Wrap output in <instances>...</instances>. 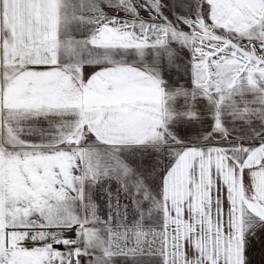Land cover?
Here are the masks:
<instances>
[{
    "label": "snow or ice",
    "instance_id": "1",
    "mask_svg": "<svg viewBox=\"0 0 264 264\" xmlns=\"http://www.w3.org/2000/svg\"><path fill=\"white\" fill-rule=\"evenodd\" d=\"M0 264H264V0H0Z\"/></svg>",
    "mask_w": 264,
    "mask_h": 264
},
{
    "label": "crops",
    "instance_id": "2",
    "mask_svg": "<svg viewBox=\"0 0 264 264\" xmlns=\"http://www.w3.org/2000/svg\"><path fill=\"white\" fill-rule=\"evenodd\" d=\"M90 71H91L90 68H87V69H86V73H88V72H90ZM205 128H207V124H205V125L203 126V128H197L196 132H194V133L188 138L189 142H190V143H196V142H197V140H196V134H197V133H201V134H202V133H203V130H204ZM253 259L258 261V260L260 259V257H259V255H256V256L253 257Z\"/></svg>",
    "mask_w": 264,
    "mask_h": 264
},
{
    "label": "rangeland",
    "instance_id": "3",
    "mask_svg": "<svg viewBox=\"0 0 264 264\" xmlns=\"http://www.w3.org/2000/svg\"><path fill=\"white\" fill-rule=\"evenodd\" d=\"M185 55H186V54H185ZM86 69H87V68H85V72H86Z\"/></svg>",
    "mask_w": 264,
    "mask_h": 264
}]
</instances>
